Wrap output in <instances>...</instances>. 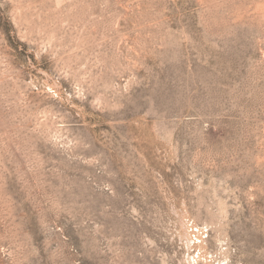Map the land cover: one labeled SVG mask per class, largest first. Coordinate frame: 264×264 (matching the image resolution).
<instances>
[{
    "label": "rangeland",
    "instance_id": "374dc122",
    "mask_svg": "<svg viewBox=\"0 0 264 264\" xmlns=\"http://www.w3.org/2000/svg\"><path fill=\"white\" fill-rule=\"evenodd\" d=\"M0 264H264V0H0Z\"/></svg>",
    "mask_w": 264,
    "mask_h": 264
}]
</instances>
